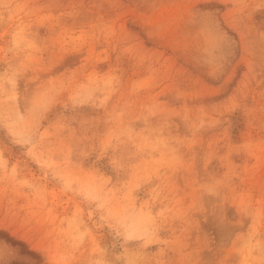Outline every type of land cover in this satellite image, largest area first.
I'll return each mask as SVG.
<instances>
[{
  "label": "rangeland",
  "instance_id": "rangeland-1",
  "mask_svg": "<svg viewBox=\"0 0 264 264\" xmlns=\"http://www.w3.org/2000/svg\"><path fill=\"white\" fill-rule=\"evenodd\" d=\"M0 264H264V0H0Z\"/></svg>",
  "mask_w": 264,
  "mask_h": 264
}]
</instances>
